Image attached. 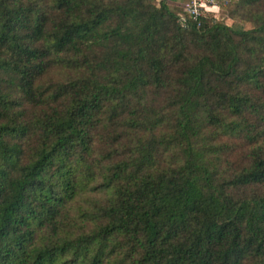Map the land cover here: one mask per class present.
Masks as SVG:
<instances>
[{"label": "trees", "instance_id": "1", "mask_svg": "<svg viewBox=\"0 0 264 264\" xmlns=\"http://www.w3.org/2000/svg\"><path fill=\"white\" fill-rule=\"evenodd\" d=\"M180 5L0 0V264H264V0Z\"/></svg>", "mask_w": 264, "mask_h": 264}, {"label": "built area", "instance_id": "2", "mask_svg": "<svg viewBox=\"0 0 264 264\" xmlns=\"http://www.w3.org/2000/svg\"><path fill=\"white\" fill-rule=\"evenodd\" d=\"M181 2V10L177 14L178 20L185 23L188 20L199 21L200 18L207 15L208 12H213L211 9L216 5H226L228 0H179ZM214 18L217 15L214 13Z\"/></svg>", "mask_w": 264, "mask_h": 264}, {"label": "rangeland", "instance_id": "3", "mask_svg": "<svg viewBox=\"0 0 264 264\" xmlns=\"http://www.w3.org/2000/svg\"><path fill=\"white\" fill-rule=\"evenodd\" d=\"M159 1V0H156ZM168 3L170 5V7H174V5L178 4L179 1H173V0H168ZM231 6V5H230ZM229 5H222V6H218L216 5L215 7H213L211 10L214 11V13L217 15L216 21L217 22H223L226 25H233V26H239V27H243L244 29H250L252 28V24L249 22H241L240 19H233L230 17L229 15V9L231 8ZM230 7V8H229ZM64 77L63 75H60L59 73H54L51 74L47 77L44 78V80H42V84H45L47 81H51V80H63Z\"/></svg>", "mask_w": 264, "mask_h": 264}, {"label": "crops", "instance_id": "4", "mask_svg": "<svg viewBox=\"0 0 264 264\" xmlns=\"http://www.w3.org/2000/svg\"><path fill=\"white\" fill-rule=\"evenodd\" d=\"M174 2L176 1V0H173ZM177 1H179V0H177Z\"/></svg>", "mask_w": 264, "mask_h": 264}]
</instances>
